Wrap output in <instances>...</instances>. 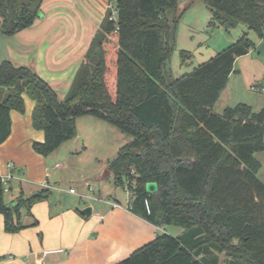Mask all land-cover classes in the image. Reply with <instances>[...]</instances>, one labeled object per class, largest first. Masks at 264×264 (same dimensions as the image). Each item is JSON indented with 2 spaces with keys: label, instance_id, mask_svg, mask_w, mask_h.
Returning a JSON list of instances; mask_svg holds the SVG:
<instances>
[{
  "label": "trees",
  "instance_id": "obj_1",
  "mask_svg": "<svg viewBox=\"0 0 264 264\" xmlns=\"http://www.w3.org/2000/svg\"><path fill=\"white\" fill-rule=\"evenodd\" d=\"M42 1L0 0V33L30 27ZM111 1L116 15L106 9L63 98L29 66L0 61V144L11 133L10 111H25L24 93L35 100L34 127L44 131L32 147L44 156L76 136L77 117L106 120L132 136L107 166L119 185L136 180L131 211L183 229L176 236L158 233L112 264H264V183L256 177L261 163L254 155L264 150V107L254 111L239 102L221 113L213 109L235 60L256 40L244 32L173 78L164 65L177 23L194 0ZM200 1L211 11L209 28L243 22L264 41V0ZM181 2L184 10L177 13ZM148 182L157 184L155 192L147 191ZM47 191L20 192L7 202L0 184L3 229L25 227L22 210Z\"/></svg>",
  "mask_w": 264,
  "mask_h": 264
},
{
  "label": "crops",
  "instance_id": "obj_2",
  "mask_svg": "<svg viewBox=\"0 0 264 264\" xmlns=\"http://www.w3.org/2000/svg\"><path fill=\"white\" fill-rule=\"evenodd\" d=\"M109 3L111 0H43L41 13L30 27L13 35L5 34L13 39L11 44L0 33V61L8 59L16 65L29 66L59 96L55 86L63 85V91L69 87L77 69L85 62V52ZM259 42L262 41L258 40L257 45ZM23 98L25 111H10L11 133L0 144V174L7 172L6 163L12 161L13 172L20 177L14 180L8 201L20 192L36 195L44 189L48 191L29 210H22V221L27 225L17 232L3 229L0 214V264H112L153 240L157 235L156 225L125 207L126 196L124 202L118 197L116 186L119 184L110 171L103 176L104 171H94L93 176L80 178L76 181L79 189L75 193L69 191L73 186H60L64 176L54 175L59 171H50L67 166L56 155L50 158L64 144L68 153L80 152V126L90 123L89 119H83L88 115L76 118L75 137L44 156L32 147L34 141L44 139L43 129L34 127L32 122L35 100L25 93ZM83 173L79 177H85ZM110 178L115 187H106L109 183L105 181ZM89 185L94 187L93 191L88 190ZM106 198L122 206L111 207L104 201ZM34 220L36 223L31 224ZM182 231L178 227L172 235ZM45 249L62 251L40 259Z\"/></svg>",
  "mask_w": 264,
  "mask_h": 264
},
{
  "label": "rangeland",
  "instance_id": "obj_3",
  "mask_svg": "<svg viewBox=\"0 0 264 264\" xmlns=\"http://www.w3.org/2000/svg\"><path fill=\"white\" fill-rule=\"evenodd\" d=\"M109 7L114 8L115 2L111 1V4L107 5V8ZM184 7V3H179L177 13L182 12ZM174 13L175 11H171L169 15L172 16ZM210 16V9L200 0H194L183 11L176 26L174 47L164 65V71L167 75L176 78L190 72L198 64L210 59L220 50L235 42L244 32L256 40V43L258 42L259 39L254 32L248 29L243 22H239L229 29L209 28ZM2 37H7L5 39L8 44L13 41L10 36L5 34ZM3 43V39H1V49ZM181 51H188L190 56L181 54ZM256 84L255 88L251 87ZM260 86H264V55L258 53L255 47L235 60L234 71L229 75L227 83L213 108L216 112L221 113L226 106H234L243 102L250 105L254 111H259L264 107V92L260 90ZM63 87V85L55 86L59 90V97L65 95L68 89L63 91ZM85 117L83 119H89L90 123L80 126L82 133L81 139L78 140L79 143L81 141L80 152L74 150L68 153L67 146H65L67 144H64L59 150H56L57 152H54L55 154L50 156L51 158L56 155L59 157L60 163L66 162L67 164L66 167L59 166L50 170L59 171L54 174L57 177L64 176V181L60 182L61 187L73 186L75 190H78L76 181L80 178L91 177L94 175V171H104L105 174L103 172L102 176L106 175L109 171L108 162L115 157L121 146L132 140L130 134L119 130L106 120L91 115ZM71 141L66 143H71ZM254 155L261 163L256 177L264 183V150L256 152ZM81 172H84L85 177H79ZM50 182L52 183V180ZM105 182L109 183L106 187L114 186L112 178ZM116 188L118 197L124 202L126 194L122 185H117ZM4 198L5 201L9 202V195H5ZM262 217H264V213H262ZM176 229L178 227L173 225L165 226V232L169 234H175Z\"/></svg>",
  "mask_w": 264,
  "mask_h": 264
},
{
  "label": "built area",
  "instance_id": "obj_4",
  "mask_svg": "<svg viewBox=\"0 0 264 264\" xmlns=\"http://www.w3.org/2000/svg\"><path fill=\"white\" fill-rule=\"evenodd\" d=\"M109 8H111V11H112L111 17H115V15H116L115 9L112 7H109ZM256 86H257V84L255 86H251V87L255 88ZM260 90L262 92H264V86H260ZM14 167H15L14 163L12 161H9L6 163L7 172L0 174V184L2 186L4 195H9L11 190H12V184H13L14 180L20 179V177L13 172ZM135 186H136V180L135 179H133L130 183H129V181H125V183L123 184V189H124L125 194H126V205H125V207L128 210H131V208H132V200L134 199ZM88 190L93 191L94 187L89 185ZM69 191L71 193L76 192V190L74 188H70ZM78 195L81 197H86V198L89 197L88 194H85V193H78ZM104 201L109 203L111 205V207H121L122 206V204L120 202L113 200V199L106 198ZM144 205H145L147 212H149L150 211V205H149L148 199L144 200ZM164 228L165 227L162 225H156L157 234L164 232L165 231ZM58 251H62V249H45L41 252L40 259L46 255H49L51 253L58 252Z\"/></svg>",
  "mask_w": 264,
  "mask_h": 264
},
{
  "label": "water",
  "instance_id": "obj_5",
  "mask_svg": "<svg viewBox=\"0 0 264 264\" xmlns=\"http://www.w3.org/2000/svg\"><path fill=\"white\" fill-rule=\"evenodd\" d=\"M256 51L262 55H264V41L260 42L256 46ZM146 189L149 192H155L157 190V184L155 182H148L146 184Z\"/></svg>",
  "mask_w": 264,
  "mask_h": 264
}]
</instances>
